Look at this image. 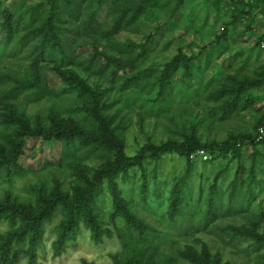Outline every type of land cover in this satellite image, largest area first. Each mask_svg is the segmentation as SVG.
<instances>
[{
	"label": "rangeland",
	"instance_id": "374dc122",
	"mask_svg": "<svg viewBox=\"0 0 264 264\" xmlns=\"http://www.w3.org/2000/svg\"><path fill=\"white\" fill-rule=\"evenodd\" d=\"M78 4V20L94 13L100 30L110 27L112 17L121 26L109 38L96 32L76 41H95L103 52L129 62L128 69L111 82L108 75L73 65L57 73L42 66L41 90L0 101V105L26 118L39 117L46 126L52 125L49 115L57 114L67 123L88 129L83 112L86 101L69 79V74H75L92 89L106 90L101 101L104 112L114 117L111 128L127 156L167 142L190 140L206 146L232 135L258 134L257 140L263 138V143L253 148L246 142L237 156L215 157L203 150L189 158L177 154L147 158L142 169L129 171L120 188L132 211L157 232L147 236L142 246L146 255H154L153 264H194L187 254L204 250L222 263L264 264V244H255L248 236L251 231L264 234V85L240 87L244 80L264 81V55L257 46L264 36V0H80ZM49 9L48 0H0V74L21 72L37 44L32 39L17 51L24 31L20 26L6 40V13L12 14L10 22L21 13H25L24 22L32 16L34 29L45 22ZM173 59L177 63L170 66ZM141 71L146 73L135 85L129 79ZM9 87L0 85V99ZM9 131L0 125V134ZM109 157L98 151L84 158L76 147L27 139L18 160L21 173L0 180V199L10 194L17 202L33 203L29 189L34 185L50 190L58 183L69 192L70 183L76 181L75 165L97 168ZM144 180L145 199L140 197ZM179 180L184 193L170 221L172 188ZM110 209L109 197H100L95 210L105 227ZM61 219L57 210L43 225L35 264H112L114 256L123 257L128 251L124 243L132 248V234L123 241L113 236L97 244L80 224L75 239L53 257L51 244ZM11 228L6 221L0 222V235ZM19 264H28L27 259Z\"/></svg>",
	"mask_w": 264,
	"mask_h": 264
},
{
	"label": "trees",
	"instance_id": "16d2710c",
	"mask_svg": "<svg viewBox=\"0 0 264 264\" xmlns=\"http://www.w3.org/2000/svg\"><path fill=\"white\" fill-rule=\"evenodd\" d=\"M79 1L48 0L49 15L45 22L34 29L31 27L32 16L24 22L22 19L25 13H21L10 22L12 14L6 13V21L3 23L6 40L17 34V29L22 26L24 34L19 37L15 49L22 50L23 45L32 39L36 40L37 44L32 47V59L21 72L7 70L0 74V85H10L3 93L1 102L15 99L25 92L41 90L44 85L42 66H48L51 71L57 73L61 68L73 65L87 72L93 70L98 76L108 75L111 82L118 78L120 71L128 69L129 62H122L103 52L95 41L90 44L76 41L82 35L96 32H102L101 37L109 38L116 34L121 26V21H115L112 17L108 22L110 27H106V30L102 27L103 29L100 30V23L95 20L94 13L87 15L85 21L78 20ZM33 12L30 10V14ZM54 23H59L60 26ZM150 39L149 37L147 42ZM263 40L264 36H260L258 47ZM79 49L82 52H78ZM85 54L88 55L87 58ZM174 61L173 59L170 62V66L177 63ZM145 73V71L136 73L129 80L138 85ZM69 79L71 85L74 84L75 89L78 90L79 97L86 101L83 112L86 114L90 128L87 129L73 122L67 123L57 114L49 115L52 125L46 126L39 117L26 118L15 114L10 107L0 105V125L6 130L10 129L8 133L0 134L2 141L0 180L20 175L18 160L23 155L24 143L27 139L43 142L58 141L64 148L76 147L83 152L84 158L98 151L107 152L110 157L97 168H82L75 165L76 181L70 183L69 192L63 191L58 183H55L50 190L43 185H34L29 189L34 197L33 203L17 202L10 194L0 199V222L6 221L12 227L0 235V264H19L23 258L27 259L28 264H35V250L43 234V225L52 219L57 210L61 211L62 219L56 227L55 240L51 244L53 257L61 255L66 244L75 239L80 224H83L89 230L93 242L97 244L104 238L113 236L123 241L127 234H132V248L129 249V245L124 243V248L128 251L123 257L114 256L112 264H143L144 262L153 264L154 255H146L142 246L147 236L157 232L132 211L120 188V184L127 179L129 171L142 169L147 158L160 159L166 154L189 158V155L195 151L208 150L215 157H223L230 153L237 156L239 147L244 143L248 142L253 148L263 143V138L257 140L258 134L255 137L232 135L220 143L206 146H198L190 140L181 144L167 142L151 149H142L133 156H127L123 152L122 142L114 135L111 128L114 117H108L104 112L105 108L101 101L106 90L92 89L75 74H69ZM125 84L127 85L128 82ZM259 85H264V81L244 80L240 83V87L245 89ZM145 190L144 180L140 187V197L143 199L146 198ZM183 193L182 181L179 180L172 188L168 207L170 221H173L177 213V206ZM105 195L109 197L111 205L106 227L103 226V221L95 210L100 197ZM244 235L247 236L248 233ZM248 236L255 244H264V234L251 231ZM187 257L194 264H228L211 257L206 250L199 255L190 251Z\"/></svg>",
	"mask_w": 264,
	"mask_h": 264
},
{
	"label": "built area",
	"instance_id": "2783aa9c",
	"mask_svg": "<svg viewBox=\"0 0 264 264\" xmlns=\"http://www.w3.org/2000/svg\"><path fill=\"white\" fill-rule=\"evenodd\" d=\"M259 49L264 55V40L259 43ZM198 154H203V151L199 150L197 151Z\"/></svg>",
	"mask_w": 264,
	"mask_h": 264
}]
</instances>
